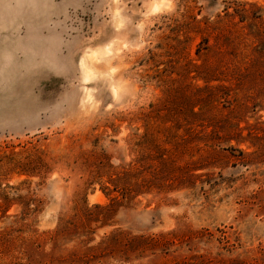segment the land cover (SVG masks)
<instances>
[{"label":"rangeland","instance_id":"rangeland-1","mask_svg":"<svg viewBox=\"0 0 264 264\" xmlns=\"http://www.w3.org/2000/svg\"><path fill=\"white\" fill-rule=\"evenodd\" d=\"M0 264H264V0H0Z\"/></svg>","mask_w":264,"mask_h":264},{"label":"trees","instance_id":"trees-1","mask_svg":"<svg viewBox=\"0 0 264 264\" xmlns=\"http://www.w3.org/2000/svg\"><path fill=\"white\" fill-rule=\"evenodd\" d=\"M43 164H42V161H41V159H38V160H35V161H30V162H27V163H25V164H23V166H22V173H24V174H29V173H31V172H29V169L30 170H33V169H35V167H41ZM23 204H24V207H25V214L27 215V214H29V213H31V212H36L37 211V208H38V205L36 206V208L35 209H32L31 207H30V205H32V204H34L33 203V201L32 200H27V201H23ZM33 210V211H32ZM26 229L28 230V231H30L31 233H33V234H35V235H38L37 234V232L35 231V230H32L28 225L26 226ZM40 239V237L39 236H37V237H35V242H33L32 244H35V245H37V241ZM27 240V239H26Z\"/></svg>","mask_w":264,"mask_h":264}]
</instances>
